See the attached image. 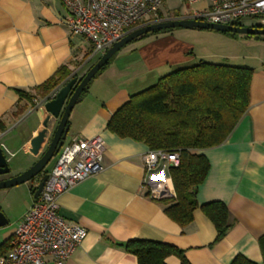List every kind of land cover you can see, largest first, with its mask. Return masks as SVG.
Returning <instances> with one entry per match:
<instances>
[{
    "label": "crops",
    "instance_id": "1",
    "mask_svg": "<svg viewBox=\"0 0 264 264\" xmlns=\"http://www.w3.org/2000/svg\"><path fill=\"white\" fill-rule=\"evenodd\" d=\"M200 5V9L205 7ZM163 6L167 11V0ZM67 16L62 0H0V146L7 160L9 155L14 158L19 153L24 160L0 180L29 169L47 147L44 145L40 154L34 152L31 140L43 128L42 120L34 105L21 101L15 90L34 93V88L64 65L73 72L70 80L81 78L102 56L89 59L92 45L82 36L71 34L64 23ZM185 31L212 32L179 28L132 41L89 84L73 108L65 144L101 136L105 152L99 173L58 198L59 213L87 230V237L64 264H138L136 256L117 245L131 240L175 246L184 251L191 264H231L238 255L264 264L259 244L264 236V40L220 32L232 47L236 41L237 52L227 49L206 55L182 38ZM242 46L254 52L246 55ZM202 60L254 70L249 108L227 140L217 147L196 151L204 154L210 164L207 178L198 189V203H225L233 224L217 242V230L201 208L186 228L167 216L145 184L152 175L145 168L149 148L121 139L107 129L113 114L131 96L154 86L162 76ZM21 105L27 109L16 117L15 111ZM46 115L43 110V117ZM57 123V119L51 120L47 141ZM57 158L46 172L52 170ZM163 171L169 174L166 163L158 169ZM40 178L0 189V212L8 220L0 225V256L10 250L18 223L36 199L33 190ZM165 262L181 264L177 256H169ZM49 264L54 262L50 259Z\"/></svg>",
    "mask_w": 264,
    "mask_h": 264
},
{
    "label": "trees",
    "instance_id": "2",
    "mask_svg": "<svg viewBox=\"0 0 264 264\" xmlns=\"http://www.w3.org/2000/svg\"><path fill=\"white\" fill-rule=\"evenodd\" d=\"M179 16L177 12L172 15L173 18ZM159 18L164 19L165 15L159 12ZM173 30L154 31L138 39ZM253 73L254 70L247 66L202 60L194 66L162 76L154 86L131 96L113 114L107 125L112 134L143 143L149 150L179 153V165L169 168L174 197L157 201L164 206L167 216L182 228L193 222L194 212L201 208L217 230L216 242L227 235L233 224L229 221V210L225 203H198V189L207 178L210 164L204 154L196 151L217 147L227 140L249 108ZM72 74V70L64 65L34 88V93L15 91L21 101L26 100L34 105L35 99H44L64 86ZM26 109L25 105L18 106L15 116L19 117ZM33 192H36V188ZM259 244L264 260V236L260 238ZM117 245L136 256L138 264H166L169 256H177L181 264H191L183 250L168 244L131 240ZM231 264L257 263L238 255Z\"/></svg>",
    "mask_w": 264,
    "mask_h": 264
},
{
    "label": "built area",
    "instance_id": "3",
    "mask_svg": "<svg viewBox=\"0 0 264 264\" xmlns=\"http://www.w3.org/2000/svg\"><path fill=\"white\" fill-rule=\"evenodd\" d=\"M165 0H62L68 11L64 23L73 36H82L92 45L89 59L104 54L114 43L133 30L163 19L159 18ZM190 5L204 4L176 19L198 20L211 24L244 26L243 21L256 20L250 27L264 29V0H182ZM169 19V18H164ZM171 19V18H170ZM249 27V26H248ZM61 88L44 99H35V110L54 99ZM105 141L101 136L73 139L64 144L49 178L24 218L18 223L10 250L0 256V264H64L74 254L87 230L68 222L60 213L58 198L64 192L103 169ZM178 152L150 150L145 168L151 177L145 182L153 199L174 197L171 177L158 172L163 163L179 165ZM39 184V183H38ZM38 186V185H37Z\"/></svg>",
    "mask_w": 264,
    "mask_h": 264
},
{
    "label": "water",
    "instance_id": "4",
    "mask_svg": "<svg viewBox=\"0 0 264 264\" xmlns=\"http://www.w3.org/2000/svg\"><path fill=\"white\" fill-rule=\"evenodd\" d=\"M201 29L212 30L217 32L232 33L246 36H264V29L248 26H231L211 24L198 20L189 19H163L161 21L141 26L132 32L125 35L119 41L114 43L97 62L84 75L82 80L74 77L61 87L56 97L48 101L43 109L38 110V117L42 120L43 128L37 132V135L31 140V146L36 154L43 151L44 145H47L42 152L41 157L29 169L23 173L11 177L9 179L0 180V189H7L15 187L27 182H31L40 178L39 184L36 188L35 197H39L48 178L49 173L46 168L49 163L59 154L64 146L68 133L70 130L69 118L75 105L81 100V95L87 90L90 82L96 74L110 61V59L119 52L123 47L132 41L154 31L166 29ZM43 110L47 115L43 117ZM57 119L58 123L49 141H47V134L50 130V122L52 119ZM10 173L8 160L0 146V176ZM7 219L2 212H0V225L7 223Z\"/></svg>",
    "mask_w": 264,
    "mask_h": 264
},
{
    "label": "rangeland",
    "instance_id": "5",
    "mask_svg": "<svg viewBox=\"0 0 264 264\" xmlns=\"http://www.w3.org/2000/svg\"><path fill=\"white\" fill-rule=\"evenodd\" d=\"M167 5H168L167 6L168 12L166 11L164 6H163L164 9L162 8L161 12L164 15L166 14L165 18H169V19L173 18L172 15L176 12L180 13V15H187L197 9H200L201 7L200 4L190 5L187 2L182 1V0H167ZM255 23H256V20L242 22L244 26H251L252 24H255ZM187 32L188 31H185L184 36H182V38L192 43L195 46L196 50L203 54H206V55L219 54L220 51H226L227 49H230L228 51L230 52L233 51V53L237 52L235 49L237 45L235 43L236 41L233 40V47H232L230 41H227L226 37H224L225 35L221 34L220 32H214V31L212 32L211 31H196L194 33L193 32L187 33ZM242 36H245V35H242ZM259 37H262L261 39L264 40V36H259ZM242 51L244 54L247 55V54H250L252 49L251 47L242 46ZM213 60H217V59H213ZM8 160H9L8 161L9 167L11 169H14L16 166L24 162L22 153H19L17 157H14V158L10 157L9 155Z\"/></svg>",
    "mask_w": 264,
    "mask_h": 264
},
{
    "label": "bare ground",
    "instance_id": "6",
    "mask_svg": "<svg viewBox=\"0 0 264 264\" xmlns=\"http://www.w3.org/2000/svg\"><path fill=\"white\" fill-rule=\"evenodd\" d=\"M86 40V39H85ZM81 79V78H80ZM57 90V89H56Z\"/></svg>",
    "mask_w": 264,
    "mask_h": 264
}]
</instances>
